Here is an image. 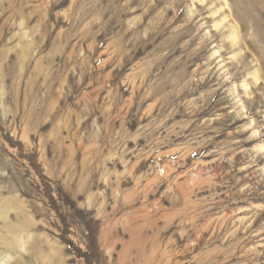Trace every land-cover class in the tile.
Segmentation results:
<instances>
[{
	"label": "rangeland",
	"instance_id": "1",
	"mask_svg": "<svg viewBox=\"0 0 264 264\" xmlns=\"http://www.w3.org/2000/svg\"><path fill=\"white\" fill-rule=\"evenodd\" d=\"M0 264H264V0H0Z\"/></svg>",
	"mask_w": 264,
	"mask_h": 264
},
{
	"label": "bare ground",
	"instance_id": "2",
	"mask_svg": "<svg viewBox=\"0 0 264 264\" xmlns=\"http://www.w3.org/2000/svg\"><path fill=\"white\" fill-rule=\"evenodd\" d=\"M5 206V205H4ZM7 206V205H6ZM3 242V244H8V241L7 240H2ZM10 243V242H9Z\"/></svg>",
	"mask_w": 264,
	"mask_h": 264
}]
</instances>
